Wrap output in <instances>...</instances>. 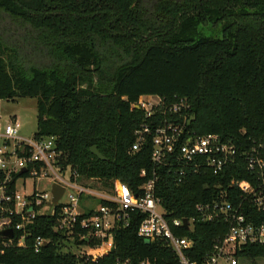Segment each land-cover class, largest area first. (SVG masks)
Listing matches in <instances>:
<instances>
[{"label": "trees", "instance_id": "1", "mask_svg": "<svg viewBox=\"0 0 264 264\" xmlns=\"http://www.w3.org/2000/svg\"><path fill=\"white\" fill-rule=\"evenodd\" d=\"M142 94L185 98L197 134L217 133L241 150L264 142V0H0V100L36 98L33 137H55L62 169L136 191L146 179L141 170L151 169L149 144L129 151L143 119L131 103ZM225 175L251 179L242 159ZM217 179L198 173L177 182L160 171L157 195L171 216L194 217L195 204L215 196L206 185ZM140 218L116 230L110 253L100 257L84 241L73 242L81 254L62 250L64 235L40 216L24 248L5 246L0 236V264H177L163 243L137 235ZM225 232L224 222L199 221L192 232L179 231L193 239L195 260ZM35 235L49 239L39 252ZM237 255L264 257V244Z\"/></svg>", "mask_w": 264, "mask_h": 264}, {"label": "built area", "instance_id": "2", "mask_svg": "<svg viewBox=\"0 0 264 264\" xmlns=\"http://www.w3.org/2000/svg\"><path fill=\"white\" fill-rule=\"evenodd\" d=\"M143 119L134 129L130 152L143 144L150 145L151 169H142L145 177L136 191L116 179L109 188H94L76 171L59 164L61 152L56 150L53 136L25 139L19 136L20 122L14 116L0 133V231L11 229L12 237H4V245L26 246L30 226L37 217L53 220V231L64 235V243L84 241V249L98 248L99 256L110 253L116 230L126 228L139 215L137 235L145 242H161L177 260V264H241L245 258L238 252L247 244H264V218L258 220L250 212H264V142L253 143L241 150L217 133L197 134L192 128L194 114L185 98L170 101L158 94H142L131 103ZM242 159L251 179L225 175L227 167ZM22 169L25 171L22 172ZM160 171H167L177 182L190 174L217 176L211 185L215 196L198 202L194 217H173L157 195ZM27 180H31L27 186ZM47 180L49 188L38 189L36 182ZM63 188L57 202L52 201V185ZM20 185V186H19ZM70 191L68 194L66 190ZM237 195L233 196V191ZM66 194V199L62 200ZM97 199V204L92 202ZM186 219V226L184 225ZM195 221L224 222L227 232L212 240L209 250L199 260L191 259L194 241L180 235L183 228L192 232ZM49 239L32 237L31 246L39 252ZM97 257L91 258L94 262ZM117 264H131L129 260ZM137 264H155L143 259Z\"/></svg>", "mask_w": 264, "mask_h": 264}, {"label": "rangeland", "instance_id": "3", "mask_svg": "<svg viewBox=\"0 0 264 264\" xmlns=\"http://www.w3.org/2000/svg\"><path fill=\"white\" fill-rule=\"evenodd\" d=\"M36 98L35 97H20L15 100H0V133L3 130V126L16 116L20 122L19 136L30 139L36 132ZM31 180H27V186L29 187ZM93 185L94 188H105L101 181L93 180L88 182ZM20 186V185H19ZM38 189H48L49 183L47 180H39L36 182ZM70 190L67 189L68 194ZM66 199V194L62 200ZM93 205L97 204V199L92 202ZM66 242L62 250L70 251L76 254H81L83 248L78 245H74L71 241ZM241 264H264V257H258L255 259L245 258L241 261Z\"/></svg>", "mask_w": 264, "mask_h": 264}, {"label": "water", "instance_id": "4", "mask_svg": "<svg viewBox=\"0 0 264 264\" xmlns=\"http://www.w3.org/2000/svg\"><path fill=\"white\" fill-rule=\"evenodd\" d=\"M90 152L96 156L98 159L100 160H105L106 158L98 151V149L96 148V146H91L90 147ZM25 170L22 169V172H24ZM63 188L58 186L57 184H53L52 185V189H51V193H52V201L51 203H56L58 198L60 197V195L62 194ZM184 225L186 226V219H184ZM13 233L11 229H6V230H2L0 231V236H4V237H12ZM146 242H148L146 240Z\"/></svg>", "mask_w": 264, "mask_h": 264}, {"label": "crops", "instance_id": "5", "mask_svg": "<svg viewBox=\"0 0 264 264\" xmlns=\"http://www.w3.org/2000/svg\"><path fill=\"white\" fill-rule=\"evenodd\" d=\"M16 117V116H15Z\"/></svg>", "mask_w": 264, "mask_h": 264}]
</instances>
